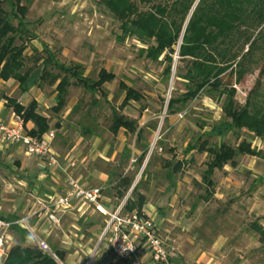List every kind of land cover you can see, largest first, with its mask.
<instances>
[{
	"label": "rangeland",
	"instance_id": "obj_1",
	"mask_svg": "<svg viewBox=\"0 0 264 264\" xmlns=\"http://www.w3.org/2000/svg\"><path fill=\"white\" fill-rule=\"evenodd\" d=\"M133 1L140 11H145L154 4H165V0ZM20 6L26 8L24 21L29 35L34 37L31 39L28 34L22 36L21 41L28 43L26 55H31L35 49L46 57L43 50L47 49L58 63L81 65L84 76L92 80L97 79L102 69L115 76L113 81L105 83L100 92L94 95L76 86L75 80L70 79L66 105L58 114L51 111L55 104L54 86L32 90L34 93L30 97L33 98L38 93L48 101L45 103L49 108L41 107L39 113L48 116L50 129L55 133V151L61 156L68 152L70 154L73 148L72 156L80 152L73 177L77 179L78 174H83V181L85 168L89 167L107 172L108 175L114 174L113 182L118 176L134 177L133 184L137 185L144 165L154 150L155 158L149 169L152 179L139 185V193L145 195L147 204L153 205L155 211L160 210L170 222L167 223L166 230L169 233H164V238L167 240L166 250L175 260L174 264H195L188 258V254L193 252L205 253L214 263L264 264V243H260L251 230V225L255 223L264 229V143L260 145L262 149L256 159L245 156L235 159L236 166H241L242 171L237 167H227L225 171L215 172L214 196L207 201L200 200L206 191L201 183V174L208 157L196 151L185 155L184 150L191 141L208 133L212 126L218 125L222 118L220 104L200 96L173 116L167 117L166 104L174 86L176 92H181L184 89L183 83L173 80L170 88V81L168 85L162 82L161 66L139 58L141 46L138 43L129 39L119 42L118 22L105 10L100 0H21ZM14 24H17L16 20ZM244 79L242 87L234 86V102L237 105L247 100L250 103L264 102V52L259 54L257 66ZM223 81L225 84H233V77L227 74ZM120 83L140 94L141 99L129 101L121 108L125 95L119 88ZM11 87L12 85L0 87V98L5 96L4 89L9 90ZM19 95L20 90L11 98L18 99ZM50 99L54 102H50ZM9 111L6 109V112ZM114 111L136 120L139 129L145 130L144 137L150 143V150L141 169L134 163L140 152L134 147L135 136L121 130L116 137H112L108 130ZM95 123L97 128L94 135L84 136L82 128ZM149 124H156L155 132L147 129ZM26 128L29 130V127ZM241 136L246 138L244 134ZM242 137L234 131L222 137L207 135L201 141L206 139L211 145L222 142L236 148ZM157 142L161 143L162 150L156 146ZM126 147L132 153L128 161H123L121 153ZM90 148L97 154L100 153L103 159L93 155L80 163L81 159L87 157ZM162 160L183 162L181 170L175 176H168L162 168ZM8 162L4 163L0 159V165L26 164L21 155H15ZM35 164L38 165L36 161ZM8 178V181H12L10 174ZM171 181L175 187L169 190ZM90 185L96 186L94 181ZM109 192L105 190L108 197ZM130 194L131 192L129 196ZM116 202V206L121 203ZM193 206L196 207L195 210H192ZM107 220L104 217V225ZM90 224V220L80 224L78 235L82 233L83 237L75 238L73 234L76 232L72 231V235L66 232L68 221H64L63 232L57 231L51 236L52 244L46 243L50 249L47 254L57 264H135L130 260L122 262L112 258L107 251V241L102 238L104 225L99 228L96 237H92L94 229ZM64 236L67 237L64 239L66 242L80 246L63 250L59 246ZM27 240L28 246L34 247L31 242L35 240L29 232ZM213 242V247L210 248ZM56 250L64 252L63 262L54 256ZM172 252L175 253L174 256ZM147 261H150L148 257L143 258L141 264Z\"/></svg>",
	"mask_w": 264,
	"mask_h": 264
},
{
	"label": "trees",
	"instance_id": "obj_2",
	"mask_svg": "<svg viewBox=\"0 0 264 264\" xmlns=\"http://www.w3.org/2000/svg\"><path fill=\"white\" fill-rule=\"evenodd\" d=\"M20 3L21 0H0L1 81H13L22 94L31 88L54 86L55 105L51 107V111L58 114L66 105L70 79H74L76 86L92 95L100 92L105 83L115 79L113 73L102 69L97 79L92 80L84 76L81 65L58 63L47 49L43 50L46 57L35 49L31 55H26L28 43L21 39L23 35H29V32L24 21L26 8L20 6ZM100 3L118 22L119 42L129 39L138 43L141 46L138 51L139 58L162 67L163 83L168 85L173 71V80L183 83L184 89L181 92H176L174 86L171 98L166 104L167 117L173 116L200 96L220 104L222 118L218 125L212 126L208 133L191 141L184 150L185 155L197 151L208 157L206 170L202 174V184L206 191L205 196L200 198L207 201L213 194L211 176L214 170L221 169L226 164L235 165V159L239 155H260L251 149L246 140L232 148L222 142L211 145L206 139H201L207 135L222 137L241 129L264 139V110L251 111L248 100L242 108L234 102V86L240 85L244 77L252 72L257 66L259 54L264 52V0H165V4H154L145 11H140L133 0H100ZM14 20L17 21L16 25ZM29 37L34 39L32 35ZM227 74L233 77V84L224 83L223 78ZM119 88L125 95L121 108L129 101L141 99L140 94L124 83H120ZM2 99L6 102V109L20 117L25 127L32 125L31 129L26 128L28 135L41 138L51 130L49 120L38 114L36 101L32 100L27 106H23L14 98L4 96ZM96 128V123L86 126L82 128V134L91 137ZM147 129L155 132L156 124H149ZM108 130L112 137H116L121 130L135 136L134 147L140 152L134 163L141 169L150 150V143L144 137L145 130L139 129L136 120L115 111ZM156 146L162 150L161 143L157 142ZM131 153L129 148H124L121 153L122 160L128 161ZM153 153L154 150L144 165L139 182L124 204L125 212L143 214L146 197L139 193V185L152 179L149 169L155 158ZM162 162V168L171 177L181 170L183 163H173L171 160ZM113 176L114 174L110 175L108 195L122 202L132 187L134 177L118 176L113 182ZM173 186L172 182L171 187ZM11 229L21 236L22 244H15L10 248L4 264H57L49 254L41 252L35 246H28L26 230H21L18 226H12ZM251 230L263 244L264 229L255 223L251 225ZM54 256L60 262L64 261V252L56 250ZM171 262L174 264L172 258Z\"/></svg>",
	"mask_w": 264,
	"mask_h": 264
},
{
	"label": "crops",
	"instance_id": "obj_3",
	"mask_svg": "<svg viewBox=\"0 0 264 264\" xmlns=\"http://www.w3.org/2000/svg\"><path fill=\"white\" fill-rule=\"evenodd\" d=\"M243 82L245 83V79L241 82L240 84L241 87L243 85ZM13 83L14 82L11 80L7 82L0 80V87L3 86L4 88V87H10L12 85L11 89L9 90L4 89L5 91L4 95L6 97L11 98L16 91H19L18 85L16 83L15 84ZM32 90L35 91V88H31L28 92L24 94L20 93L18 99L16 100L23 106H27L32 100L36 101L38 106L37 107L38 114L48 119V116L39 113L41 107H45L47 109L49 108V106L47 107L45 103L48 101L38 93H36L33 96V98L30 97L34 93L32 92ZM50 100H51L50 102H54L52 99ZM5 104H6L5 100L0 98V120L8 121L14 113L11 110L9 112H6ZM248 104H249V109L251 111L254 110L255 112H259L260 110H264V102L255 101L250 103L248 101ZM54 105L55 104H53V106ZM245 105L246 102H242L239 103L238 106L239 108H242ZM27 127L31 129L32 125L28 124ZM236 133L239 135V137H242L241 134H244L246 138L242 137L243 139L241 141L246 140L247 142H249L251 149H254L256 152H259L260 154V150L262 149L260 145L264 143V139L255 137L251 132H249L246 129H241L240 131H236ZM74 149L75 148L70 150L71 152L70 154L68 152L66 154L67 156L65 154L61 156L54 149L55 153L58 154L59 157H62L60 159L61 163H66L68 165L67 172L73 175L74 173H76L75 171L76 168H74L75 163L78 161L77 159L80 156L79 154L80 152L75 154V156L71 155V153L74 152ZM15 155H21L25 159L26 164L20 166L18 164L12 166H9L10 164L3 165L5 162L9 163L8 161ZM93 155H96L97 157L103 159V156L100 153L97 154L94 149L90 148L88 150V153L86 154L87 157L81 159L80 163L85 162L87 158L89 157L91 158ZM241 156L244 157L245 155H239L237 157H241ZM245 157H250L253 159L257 158L253 156L252 157L245 156ZM0 159H3L4 162L2 165H0V218L1 219L9 222L19 221L20 219H27V224L33 230L34 234L38 238L43 240L45 243L48 242L49 244H52L51 236L54 233H56L57 231L63 232L62 223L64 221H68V228L65 229L68 234L72 235V231L77 233V234L76 233L73 234V237L75 238H77V236H79V238L83 237L82 233H79L78 235V232L80 231V228L78 226H80V224L84 223L85 221L90 220L91 223H93V226H91L94 229L91 233L92 237H96L97 232L100 231L99 228L100 229L103 228L105 216H103L99 211H96L93 208L88 209L87 212H85L84 214L78 213L76 210H73L72 212L68 213L62 218L59 226H55L51 224L47 219L48 213L45 209H43L42 204L46 203L49 198L60 196L64 193L66 189V179H67L66 174L64 172H61V170H52L48 172L45 176H41L42 171L37 164L34 165L35 161L31 158L26 157L23 150L15 146H12L3 151L0 150ZM227 167H233V168L237 167L239 171L243 170L241 166H236V164L235 165L226 164L221 169H216L213 171V174L211 176V181L213 182V184H214L213 176L215 172L222 171L224 169L227 170L226 169ZM85 169L86 172H84L85 173L84 180L81 181L83 178V174L82 175L78 174L77 179L80 181V183L89 187H92L90 185V182L94 181V183L96 184L95 187L102 188L103 189L102 204L107 211H112L113 208L117 205L116 199L110 198L105 194V190H108V186H110L109 184L110 175H108L107 172L100 171L95 168L89 169L88 167ZM205 170L206 167L203 170V172ZM9 174L11 175L12 181H8ZM202 174H201V183H202ZM171 184L172 182H170L168 185L169 190H172L175 187V184L173 187H171ZM214 187H213V191H214ZM213 196H214V192L212 194V197ZM154 205L157 204L154 203ZM193 207L192 210H195L196 207L195 209H193ZM142 212L145 216L154 220V222L157 224L159 228V233L161 238L164 241H167L164 238V233H169L168 231L166 232L167 223H170L167 219V216L164 215L160 210L155 211L153 205L147 204V198H146V204L143 207ZM18 228L21 230H25L21 226H18ZM64 239H67V237L66 236L63 237V241H61L59 246L63 250L75 249L76 246L78 247L80 246L77 243L73 244L71 242H66ZM15 244H22L21 236L18 235V233L15 230L10 229L7 234V243H6L7 254L10 248ZM213 244L214 242L210 244V248L213 247ZM31 245L37 247L36 242H31ZM170 249L176 251L175 248L170 247ZM179 253L180 252L178 251V257L179 256L181 257V254L179 255ZM7 254L5 257H0V264H4ZM174 254L175 253H173V256ZM175 256L177 259L178 258L177 255ZM188 258L195 264H220V263L212 262V259H208L205 253H201V252L189 253ZM144 264H152V263L151 261L149 262L147 261Z\"/></svg>",
	"mask_w": 264,
	"mask_h": 264
},
{
	"label": "built area",
	"instance_id": "obj_4",
	"mask_svg": "<svg viewBox=\"0 0 264 264\" xmlns=\"http://www.w3.org/2000/svg\"><path fill=\"white\" fill-rule=\"evenodd\" d=\"M55 133L50 130L41 138L28 135L23 120L15 114L8 121L0 120V150L12 146L23 150L26 157L38 163L45 176L52 170H61L66 174V189L60 196L51 197L43 203V209L48 213L47 219L59 226L62 218L76 210L84 214L88 209L99 211L108 220L105 222L102 238L107 241V251L117 261L130 260L141 264L148 257L152 264H172L171 256L166 250L165 241L161 238L159 228L154 220L137 212H125L124 200L107 211L102 204L100 187L86 186L73 174L67 172L68 165L61 163L60 157L54 151ZM12 226H21L33 236L37 248L43 253H50L48 245L38 238L28 226L27 219L9 222L0 218V257H5L7 234Z\"/></svg>",
	"mask_w": 264,
	"mask_h": 264
},
{
	"label": "water",
	"instance_id": "obj_5",
	"mask_svg": "<svg viewBox=\"0 0 264 264\" xmlns=\"http://www.w3.org/2000/svg\"><path fill=\"white\" fill-rule=\"evenodd\" d=\"M188 21V20H187ZM176 59H177V57H176ZM173 75H174V71H173V74H172V76H171V79H170V88H171V85H172V81H173ZM135 183L132 185V187H131V189H130V191H129V193L133 190V188L135 187ZM97 249V247L95 248V250Z\"/></svg>",
	"mask_w": 264,
	"mask_h": 264
}]
</instances>
